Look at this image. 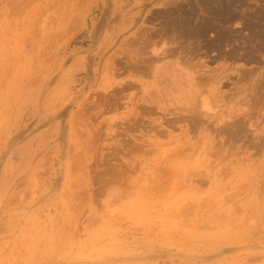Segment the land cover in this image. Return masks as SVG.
Masks as SVG:
<instances>
[{
	"label": "rangeland",
	"instance_id": "rangeland-1",
	"mask_svg": "<svg viewBox=\"0 0 264 264\" xmlns=\"http://www.w3.org/2000/svg\"><path fill=\"white\" fill-rule=\"evenodd\" d=\"M29 1L0 0V264H264V208L239 206L255 195L252 185L264 180V148L251 147L250 165L232 171L227 164L236 148L228 143L231 156L221 150L222 162L219 151L178 158L167 150L175 146L164 143L169 137L118 135L116 127L132 123L135 101L174 106L175 96L183 94L178 86L165 94L164 83L152 75L136 82L130 70L113 72V57L127 58L119 53L124 40L159 4ZM245 2L249 13L263 6ZM104 6L112 9L111 20L93 38L92 25ZM134 15L137 24L129 23ZM237 24L247 36L248 29ZM259 58H222L209 66L231 70L230 83L222 87L227 91L234 71L264 65ZM128 81L135 86L113 108L114 89ZM210 105L211 113L222 108L213 98ZM229 194L237 198L233 204L224 202ZM229 204L240 210L224 217Z\"/></svg>",
	"mask_w": 264,
	"mask_h": 264
},
{
	"label": "bare ground",
	"instance_id": "bare-ground-1",
	"mask_svg": "<svg viewBox=\"0 0 264 264\" xmlns=\"http://www.w3.org/2000/svg\"><path fill=\"white\" fill-rule=\"evenodd\" d=\"M155 1V3L159 4V7L153 9L150 12L151 14L143 20L142 24L138 25V29L133 36L124 40V48L119 53L126 52L125 56H127V58L125 62L117 55L113 57L111 62L113 63V72L115 75H120L130 70L132 74L139 77L136 78V82L139 80L141 81L145 76L152 75V77H155L156 83H164L165 89L163 88V92H165V94H169V92L175 93L176 86L180 88L183 94L177 97L175 96L173 102L175 104L174 106H171L169 102L166 104L154 105L152 100H150L149 103L152 105H149L135 101L133 103L134 107L130 112L133 115V121L131 120L132 123L130 121H128L130 123L125 122V126L119 125V127H116L120 129L118 135L135 136V133L139 132L142 136H145V138L147 135L169 137L171 141L167 142L166 140L164 143L167 145L174 143L175 146L167 150L178 158L179 155L183 154L187 155L189 159H192L191 157H196L195 155L198 156L199 154H197V152L214 154V152L224 151L226 150L225 148H227L226 145L229 144L228 148L235 147L236 151L234 150L231 154L234 156V158H232L234 161L227 165L230 168H234V165L238 164L241 166L250 165V161L254 157L253 153L249 154V149L251 147H256L257 152L262 151L264 148V65L260 64L258 68L251 67L249 70H242L239 67L238 70L234 71L237 74L235 73L236 79L234 81L232 80L233 86L230 90L226 91L223 90L222 87L230 83L229 81L232 78L231 70H229L227 66L221 65L220 67L212 66L213 68H211L209 62L222 58H224L225 61L241 60L247 63L261 62L259 57H264V0H250L251 2L253 1L263 5L256 8L251 7L252 10L249 9L251 13H249L250 11L246 12L248 11V7L242 8L247 0ZM29 2L28 0V3ZM9 6L11 7V5ZM109 7L110 6L103 7L101 19L98 23H96V21V24L92 25L94 28V35H91H93V38L97 37L95 35L98 33L97 31L99 28H101L104 23H107L105 21L108 19L111 20L110 12H112V9ZM15 9L13 8V11H15ZM156 19L158 21L157 23H155L156 21L154 22ZM129 20V23L137 24L139 17L134 15ZM237 23H241L243 29H245L244 27H246V30L248 29L249 36H246V34L243 36L241 34L242 31L240 32V30H238L240 24ZM231 25H235V29L231 30ZM236 25H238L239 28L236 27ZM224 45H227V47L230 45L231 47L229 49L226 48V50L224 49ZM254 50H256V53ZM212 51L217 52L214 57L210 55ZM258 54L259 57H257ZM61 60H63V58ZM40 65L43 64L40 63ZM134 83L135 81H128L125 85L119 83V86L114 89V101L110 103L113 108L117 109L122 105L120 101L124 90H126L127 87L135 86ZM209 97L213 98L215 103H218L222 108L211 113L209 111L211 107ZM146 117L148 119H146ZM115 124L118 126L119 123ZM80 129L82 128L80 127ZM176 130H180V132L175 133ZM114 133L116 134L117 132ZM136 137L137 135L135 138ZM140 137H137V139ZM141 139L142 138H140V140ZM239 141L243 142L237 145ZM159 142H157V145H159ZM140 143L142 144V142ZM122 144L124 145L125 143ZM145 144H147V142H145ZM145 144L143 143L142 146ZM160 144L162 143L160 142ZM237 147L243 151L242 155L236 154L238 153ZM228 148L227 153L230 151ZM239 148L238 150H240ZM231 152L232 151H230V153ZM220 153L218 154L219 156L222 154ZM230 153L225 156H228ZM222 155L220 157H222L221 160L223 162L225 156L223 155V157ZM115 156L116 155L113 157ZM183 158L185 159V156ZM110 159L108 160L109 163ZM262 164L263 163H261V165ZM169 165L172 164L170 163ZM228 166L226 167L228 168ZM165 167L167 166L165 165ZM233 168H231V170ZM231 170L229 169L230 172L233 171ZM113 171H115V168ZM223 171L225 172V169ZM227 173L229 172L227 171ZM222 174L223 172L221 175ZM260 180L261 181L254 183L251 187L252 190L255 191V195H252V198L249 197L248 200L246 198L245 202L239 205L242 210H246V208L255 209V206L260 207V209L264 208V180ZM94 182H96L95 179ZM260 182L261 184H259ZM226 196L227 195L224 197V202L228 201L232 203L237 200V198L235 201L233 200V194ZM240 196L241 194L238 198H241ZM235 208V206L234 208L230 207L229 204L227 209L224 210L223 213L225 214L223 216L225 217L226 213H233ZM254 211L252 210V212ZM261 211L263 210H259L258 213H261ZM231 214L230 216H232Z\"/></svg>",
	"mask_w": 264,
	"mask_h": 264
}]
</instances>
